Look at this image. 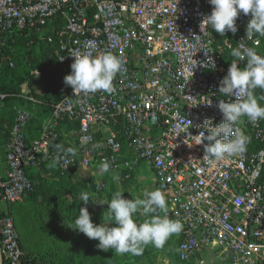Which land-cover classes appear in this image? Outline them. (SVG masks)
Segmentation results:
<instances>
[{"label": "built area", "instance_id": "1", "mask_svg": "<svg viewBox=\"0 0 264 264\" xmlns=\"http://www.w3.org/2000/svg\"><path fill=\"white\" fill-rule=\"evenodd\" d=\"M175 4L0 0V80L6 67L15 69L6 48L17 35H36L50 45L49 67L53 60L71 72L73 55L110 51L126 69L117 74L111 93L71 89L55 104L36 89L38 78L43 81L41 72H32L34 81L21 85L17 97L25 105L15 109L11 124L1 126L6 170H0V204L8 206L0 219L3 264H36L22 247L11 207L22 204L33 190L28 172L54 157L63 174L86 171L97 189L105 187L112 173H126L121 181H131L148 163L154 177L151 190L166 194V215L183 224L178 264H264V119L253 124L243 117L237 127L249 138L246 150L214 164L202 159L207 141L198 144L194 138L205 131L200 128L205 119L213 125L223 120L218 104L229 97L219 93V86L233 59L231 50L243 41L264 56V36L246 38L250 14L241 13L238 31L222 37L211 26H201L212 11L208 0ZM209 57L214 67L208 65ZM257 92L264 95V90ZM5 98L1 93L0 101ZM39 108L52 113L31 140L29 127ZM65 121L77 123L78 129L60 133ZM83 136L91 139L83 143ZM61 144L76 149L75 155L65 157L56 147ZM104 160L111 165L107 173L100 170Z\"/></svg>", "mask_w": 264, "mask_h": 264}, {"label": "clouds", "instance_id": "2", "mask_svg": "<svg viewBox=\"0 0 264 264\" xmlns=\"http://www.w3.org/2000/svg\"><path fill=\"white\" fill-rule=\"evenodd\" d=\"M178 2L179 0H176V4ZM208 2L212 6V11L210 15L203 17L201 26H211L212 30L223 37L228 32L234 34L238 31L236 20L241 13L245 16L250 14L246 38L251 39L257 34L264 36V0H208ZM91 44L90 41L85 47L88 48ZM237 44L238 47L231 50L233 59L219 86V93L229 97L228 100L221 99L218 104L223 120L213 125L211 119H205L200 126L205 131H199V135L194 137L198 139V144L207 141L204 144L202 159L210 164L226 157L238 156L246 150L249 138L240 127H237L243 117H247L253 124L264 119V106L260 103L264 101V95L259 97L255 95L257 88L264 90V56L259 55L255 49L245 46L243 41ZM72 57L74 62L71 64V74L64 77V83L70 86L74 93L94 94L98 91L111 93L117 74L126 71L123 60L110 51L96 55L85 51ZM244 61L245 66H238ZM208 65L214 67L211 57L208 59ZM81 139L83 143H87L91 137L83 136ZM101 146L93 145L94 148ZM56 147L65 157L76 153V149L71 147L67 149L60 145ZM57 159L58 157L53 158V164ZM110 168L107 160L101 162L102 173L109 172ZM113 178L118 181L119 175L116 174ZM93 196V193L87 191L80 193L79 199L85 206L80 208L74 226L70 229L98 241L96 247L101 251L108 252L111 249L120 254L141 255L148 244L162 248L171 236L183 230V224L179 220L170 219L166 215V194L160 189L145 190L142 193L143 198L137 196L131 199L124 198L122 191H116L110 201L101 200L98 203ZM90 200L96 204L108 205L106 216L98 225L93 223L87 208ZM160 212L165 215H159ZM137 213L149 218L138 222Z\"/></svg>", "mask_w": 264, "mask_h": 264}, {"label": "rangeland", "instance_id": "3", "mask_svg": "<svg viewBox=\"0 0 264 264\" xmlns=\"http://www.w3.org/2000/svg\"><path fill=\"white\" fill-rule=\"evenodd\" d=\"M46 85V83H45ZM45 85L38 78L36 89L41 95H45ZM138 172V171H137ZM34 183L39 187L35 193L26 199L22 204L11 207L16 219L23 245L27 252L38 255L45 259L48 264H64L70 260L76 263L78 260L87 257V253L92 252L95 261L103 260V264H176V238L171 236L162 248H156L148 244L141 255L120 254L115 260L107 258L96 247L98 241L91 240L83 235L82 244L79 243V236L75 231H66V228L74 226V217L68 215L71 209L72 199L70 197L56 196V190H73L77 197L81 192L93 193L92 197L97 203L103 198H110L116 191H122L124 198L142 197L145 190L152 189L151 174L135 176L131 181L125 182L107 176L104 180L105 187L101 189L93 188L86 184L89 174L86 171L78 170L70 176H61L57 173L55 165L32 173ZM42 187V189L40 188ZM88 208L96 215L95 210L106 209L107 204L100 205L89 201ZM7 205L0 204V210H6ZM95 209V210H94ZM137 216L146 217L140 213ZM142 218L141 222L144 220ZM73 230V229H70ZM91 253V256H92ZM81 258V259H80ZM206 258L210 261L211 257ZM1 264L2 261H1Z\"/></svg>", "mask_w": 264, "mask_h": 264}, {"label": "trees", "instance_id": "4", "mask_svg": "<svg viewBox=\"0 0 264 264\" xmlns=\"http://www.w3.org/2000/svg\"><path fill=\"white\" fill-rule=\"evenodd\" d=\"M33 42V43H32ZM52 47L48 45L45 42H42L38 39L36 35H32L29 38H26L25 36H19L17 35L14 39H12L9 43V45L6 48V51L10 56L12 57L13 61L15 62V69L11 70L8 67H6L3 71L2 78L0 80V94H5L6 98L3 101H0V117L2 119V122L0 123V154L4 153V146L5 141L4 137L1 134V126L4 123L11 124L14 118V112L15 109L25 105L24 101L20 100L17 95L20 93L21 85L25 82H33L34 77L32 76V72L39 71L42 74V79L45 85V95H42L41 98L45 100L46 102L50 104H55L59 102L64 95L68 94L70 90L72 89L70 86L65 85L64 83V77L66 75L71 74V72L64 71L56 62L53 60L51 61L50 67L46 64V61L50 58ZM256 96H262L260 92L256 93ZM261 105L264 106V101H260ZM52 113L51 108H39L38 114L36 115V118L34 121L30 124L29 127V135L30 139H34L39 134V129L41 128L43 121L46 120ZM79 125L77 123H70L68 121H65L61 124L60 133H64V130H69V128H76L78 129ZM61 146L64 148V145L61 144ZM50 165H55L57 173L61 176H70L63 174L59 169L57 162L53 164V160H43L39 167L37 169L30 170L28 172V176L30 177L31 181L33 182V190L28 194V199L31 195H33L39 187L34 183L32 178V173L35 171H41L43 169L48 168ZM264 172V170H263ZM74 174V173H73ZM118 174L119 179L124 177L126 173H112L107 176L114 177V175ZM106 176V178H107ZM125 181V180H124ZM128 182V181H125ZM91 185L93 188V191L96 188L95 180L89 176V180L86 183L87 185ZM42 189V187H40ZM56 196L59 197H70L72 199V207L68 211V215L72 214L74 217V220L79 214V210L81 207H84L82 201L79 199V197L76 196L73 190L68 191H59L56 190ZM88 208V207H87ZM91 208H88L89 213L91 214L92 221L94 224H100L101 215L100 212L98 213L97 210H95V214L92 213ZM5 215L4 211L0 210V219ZM11 215L14 218L15 222L16 219L13 215V211L11 210ZM18 227V226H17ZM67 229V228H66ZM19 231V229H18ZM74 231V230H72ZM76 236H79L80 238L79 243L82 244V237L84 234L79 233L78 231L74 232ZM20 234V232H19ZM21 238V235H20ZM96 242V240H94ZM22 247L25 249L22 239H21ZM179 246V240L176 241L175 246V253H176V259L175 262L179 263V257L177 253V248ZM26 250V249H25ZM27 251V250H26ZM101 253H105L104 255L107 256V258H110L115 260L117 258L118 253L114 252L113 250L109 249L108 252L101 251ZM91 253H87V257L81 260H78L77 258L76 263H73L71 260L64 264H97V261H95L93 258V253L91 256ZM117 254V256H116ZM130 254V253H125ZM30 257L35 260L34 263L36 264H48L45 259L42 257H39L38 255H33L32 253H29ZM132 255V254H131Z\"/></svg>", "mask_w": 264, "mask_h": 264}, {"label": "crops", "instance_id": "5", "mask_svg": "<svg viewBox=\"0 0 264 264\" xmlns=\"http://www.w3.org/2000/svg\"><path fill=\"white\" fill-rule=\"evenodd\" d=\"M71 131V128H69V130H64V133H69ZM0 170L5 172L6 170V167H5V161H4V157H3V154H0ZM150 171V174H151V180H152V188L154 187V177H153V172L151 170V166L148 164V163H144L141 167V169L138 170L136 176H144V174L146 173H149ZM126 199H131V198H126ZM103 200H106V201H110V198H103ZM108 210V207H106V209L102 208L101 210L97 209V212L99 213L100 212V215H101V220H100V223L103 222V219L105 218L106 216V211ZM105 213V215L103 216V214ZM142 218L144 219V217H139L137 216V219H138V222H141ZM66 231H72L70 230L69 228L66 229ZM177 242H178V234L177 235H174ZM1 257H0V264H1ZM103 260H100V261H97V264H103ZM174 264V263H173ZM177 264V263H176Z\"/></svg>", "mask_w": 264, "mask_h": 264}]
</instances>
